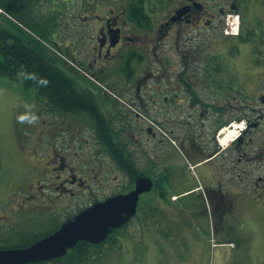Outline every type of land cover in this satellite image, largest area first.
Returning <instances> with one entry per match:
<instances>
[{
    "label": "flooded vegetation",
    "instance_id": "obj_1",
    "mask_svg": "<svg viewBox=\"0 0 264 264\" xmlns=\"http://www.w3.org/2000/svg\"><path fill=\"white\" fill-rule=\"evenodd\" d=\"M250 4L256 6L251 12ZM112 5L105 10L95 4L91 19L95 37L92 46L84 49L91 58L77 63L90 79L81 77L80 82L71 76L91 92L93 113L64 111L33 93L29 98L31 126L46 142L41 144V161L31 169L33 180L22 182L8 194L6 205L0 195V212L5 214L0 216V251L23 249L52 235L83 211L130 193L138 178L150 179L155 185L161 171L159 140L139 116L145 114L158 122L164 112L167 116L175 112L177 100H186L192 109L201 95L206 99L218 97L220 93L212 85L219 82L213 76L214 72L218 75L219 55L209 50L220 40L235 39L220 35L226 15L239 14L240 27H245L246 14L259 22L260 10H264V0H124L121 11ZM90 18L79 16L82 24ZM112 40H116L114 45ZM253 96L260 103L264 90ZM197 110L200 117L205 113L203 107ZM255 125L250 124L234 145L236 165H251L263 157L253 138H245ZM84 133H90L89 140ZM131 164L139 171L132 170ZM253 182L263 186L264 174L256 175ZM154 196L141 206L137 203L138 219L150 211L146 208L149 202L157 204ZM223 199L215 204L224 211L231 202L227 199L228 203L222 204ZM131 219L110 229L102 242L78 241L60 258L30 264L119 262L131 251L147 247L126 231ZM152 246L159 248L160 244L148 245L147 250ZM152 260L145 259L144 264Z\"/></svg>",
    "mask_w": 264,
    "mask_h": 264
},
{
    "label": "rangeland",
    "instance_id": "obj_2",
    "mask_svg": "<svg viewBox=\"0 0 264 264\" xmlns=\"http://www.w3.org/2000/svg\"><path fill=\"white\" fill-rule=\"evenodd\" d=\"M112 1H114L113 5L121 11L124 0H40L33 12V24L37 22L38 25L48 29L54 28L50 34L54 36L53 39L58 43L61 51L51 43H47L45 39L22 28L44 48L49 56L55 58L66 72L72 77L76 76L77 78L74 79L81 82L85 71L77 63L91 58L89 53L87 56L84 54V49L86 46H92V38L95 37L91 25L95 4L106 10L111 7ZM247 2L250 3L251 0ZM248 7L251 12L256 6L250 4ZM248 14L244 16L246 23L245 27H241L242 32L239 38L225 43L220 40L213 43L209 50L219 55L217 60L219 64L216 65L218 75L213 73L219 82L212 87L216 89L224 87L221 91L225 96H235L236 92L237 100H229L226 102V107L229 108L231 105L230 109L233 113L242 111L244 114L242 119L248 124H256L253 128L251 127V132L245 138L249 136L253 138L254 144L257 143L259 149L261 148L263 157L258 158L251 165L242 164L239 168L233 163L228 165L227 170L230 173L228 178L232 176L239 178L240 171H246L244 173L241 171L244 174L242 198L238 200L234 210L229 206L231 210L229 209L225 215L216 208V201L208 205L203 198L195 195L192 196L190 208L188 203L185 209L182 208L184 200L175 202V199L171 198L176 188L166 184V176H163L160 182L161 192L168 205L162 207L165 208L163 211L159 205H155L154 201H152L153 204L149 202L146 206L150 211L160 208L166 220L175 223L173 229L156 224L157 242L163 250L158 251L160 253L158 256L161 258L158 264H264V199H262L264 195L254 193L255 182L252 181L256 174H264V104L257 103L253 96L264 90V10H260L259 22L253 20ZM86 15L91 18L87 23L82 24L79 16ZM50 34L48 33L47 37ZM219 83L222 85L218 86ZM257 86L260 88L258 92ZM31 96L32 91L24 89L21 83L0 77V195L4 196L1 198L4 205L9 198L8 194L10 195L22 182L33 180L31 169L42 159L41 147L45 144L46 138L36 133L31 126L32 116L27 110ZM198 130L202 131L201 127ZM83 135L89 140L90 133ZM230 138L231 136L227 142ZM179 157L183 156L180 154ZM179 157L175 153L172 156L166 155L167 168H164V171L170 174L168 175L170 180L182 173L183 169L181 168V171L177 169L175 163L179 162ZM131 167L132 170L139 171V167L135 168L133 164ZM120 168H122L121 165ZM81 169L85 168L81 167ZM129 179L133 182V178ZM158 185L155 181L151 191L139 197L140 206L151 195H157ZM8 190L10 192H6ZM206 193L208 194V191ZM224 200L225 198L223 202ZM3 215L5 214L1 211L0 216ZM137 216L138 214L125 226L126 231L134 240L144 242L148 247L152 243V237L144 231L142 226L144 221ZM166 243H170L172 249L167 251ZM147 247L131 251L119 262L118 260H101L81 263L69 261L68 263L144 264V260L149 259ZM220 247H224V253L227 252L226 257L220 255ZM153 249L150 251V258L154 253ZM110 252L114 253V249ZM169 252L171 256H167ZM153 260L145 264H152Z\"/></svg>",
    "mask_w": 264,
    "mask_h": 264
},
{
    "label": "crops",
    "instance_id": "obj_3",
    "mask_svg": "<svg viewBox=\"0 0 264 264\" xmlns=\"http://www.w3.org/2000/svg\"><path fill=\"white\" fill-rule=\"evenodd\" d=\"M234 38H232L233 40ZM258 87V86H257ZM221 96L218 98L216 97L215 101V109H219L222 107H225V100L229 96H225L221 93L220 90H217ZM259 91V88H257V92ZM259 94V92H258ZM175 112L170 116L171 120H168L167 118L163 117L162 122L169 127L173 132H177L176 134H181V132H185L187 130L185 136L181 138L178 136V149L174 147H161V155L160 157V174H159V185L158 187L160 188L159 191H157V195L154 197L157 200V206L159 205L162 209V211L165 208L164 205H166V200L164 199V196L162 195L161 189L162 187L160 186V182L163 180V176L165 177L166 184L170 186H174L176 188V191L174 194L171 195L172 199H175V202H179L180 200H184L182 203V208L185 209L186 204L190 205L192 204V196H197L201 197L206 201L207 198V204L211 205L213 204V201L215 202L219 198H225L224 202L222 204H227L228 202L226 201L227 199L231 204V208L234 210V208L237 207L238 205V200L242 198V179L237 178L235 176H232V178H228L229 172L227 170L228 165L232 163V154L229 151L232 145H229L226 150H214V147L212 143L209 141V131L211 130L214 121H206V143H199V141L195 138V132L197 131V125L194 126V120L193 117L190 116L189 110L187 108V101L180 99L177 100ZM186 108V109H185ZM210 107H208L209 110ZM231 106L226 107L225 111L222 113V121L223 120H229V119H235L237 118V115L239 113H233L232 109H230ZM184 118V119H182ZM180 150V151H179ZM173 153L177 154L178 157L181 154L183 157H179V162H175L177 169H179L182 173L177 174L173 179L170 180L168 175L165 171L164 168H167V162H166V155ZM173 162V161H172ZM174 163V162H173ZM190 166L193 167V172L190 170ZM162 176V177H161ZM161 177V179H160ZM239 177V176H238ZM208 191V194L206 193ZM256 195L260 194L259 190L254 191ZM207 194V197H205ZM187 199V200H186ZM262 199H264L262 197ZM264 202V200H263ZM168 205V204H167ZM216 208L217 205L215 204ZM160 209V208H159ZM159 209H156V211L153 212H148L146 216V220L143 218V216H140V219L144 221L143 223V228L145 229L149 236L152 237V243L149 245H154L155 242H157V237H156V229L158 226L162 225L165 228L168 226L170 229L175 228V223H170V220H166V216H163L162 213ZM187 209V208H186ZM220 211L222 212L223 215L227 213V211L230 209L228 207L227 210H224L219 207ZM188 210V209H187ZM231 210V209H230ZM157 213V214H155ZM141 226V227H142ZM146 235V234H145ZM144 243V242H143ZM220 255H224L225 257L227 256V252L224 253L225 249L224 247H220ZM165 249L168 251L172 249V245L165 244ZM154 253L153 256H148L149 259H154L155 261H160L161 258L158 256L160 253H158L159 250L163 251L161 247H154ZM150 252V251H149ZM167 256H171L170 252L167 253ZM150 255V253H149ZM156 255V256H155Z\"/></svg>",
    "mask_w": 264,
    "mask_h": 264
},
{
    "label": "trees",
    "instance_id": "obj_4",
    "mask_svg": "<svg viewBox=\"0 0 264 264\" xmlns=\"http://www.w3.org/2000/svg\"><path fill=\"white\" fill-rule=\"evenodd\" d=\"M39 1L0 0V77L21 83L37 99H46L59 109L84 111L91 115L95 110L91 92L77 85L58 61L22 28L61 51L50 34L54 28L48 29L37 22L33 24V12ZM132 15L140 20L137 12ZM48 33L50 36L47 37Z\"/></svg>",
    "mask_w": 264,
    "mask_h": 264
},
{
    "label": "water",
    "instance_id": "obj_5",
    "mask_svg": "<svg viewBox=\"0 0 264 264\" xmlns=\"http://www.w3.org/2000/svg\"><path fill=\"white\" fill-rule=\"evenodd\" d=\"M116 40H112V45ZM264 103V98L261 99ZM152 181L141 177L136 180L134 190L95 205L73 221L65 223L52 235L34 242L27 248L0 251V264H30L62 257L78 242H102L112 228L126 223L136 213L139 196L150 192Z\"/></svg>",
    "mask_w": 264,
    "mask_h": 264
},
{
    "label": "built area",
    "instance_id": "obj_6",
    "mask_svg": "<svg viewBox=\"0 0 264 264\" xmlns=\"http://www.w3.org/2000/svg\"><path fill=\"white\" fill-rule=\"evenodd\" d=\"M238 22H237V17L236 16H229L227 19V26L224 30V33L226 35H236L237 30H238ZM160 132H162L160 130ZM164 136H166L165 133H163ZM167 137V136H166Z\"/></svg>",
    "mask_w": 264,
    "mask_h": 264
},
{
    "label": "bare ground",
    "instance_id": "obj_7",
    "mask_svg": "<svg viewBox=\"0 0 264 264\" xmlns=\"http://www.w3.org/2000/svg\"><path fill=\"white\" fill-rule=\"evenodd\" d=\"M235 128V127H234ZM237 128V127H236ZM234 132H235V130H233L232 128H230V129H226L225 131H224V133H223V131H221V135L222 134H225V136H224V138H221L220 137V141L224 144V143H226L227 142V140H228V138H229V136H232L233 134H234ZM220 135V136H221ZM233 137V136H232Z\"/></svg>",
    "mask_w": 264,
    "mask_h": 264
}]
</instances>
